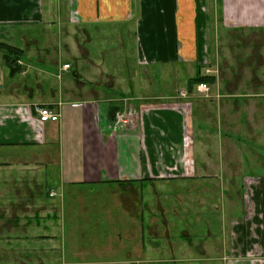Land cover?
Wrapping results in <instances>:
<instances>
[{
  "label": "crops",
  "instance_id": "crops-1",
  "mask_svg": "<svg viewBox=\"0 0 264 264\" xmlns=\"http://www.w3.org/2000/svg\"><path fill=\"white\" fill-rule=\"evenodd\" d=\"M223 31L264 36V0H0V225L2 195L23 189L21 206H62L46 216L62 235L96 237L80 263L264 264V40L248 75H207L208 36ZM126 74L139 91L118 104ZM119 105L136 117L127 128ZM38 106L59 121L40 122ZM157 185L170 206H148Z\"/></svg>",
  "mask_w": 264,
  "mask_h": 264
},
{
  "label": "rangeland",
  "instance_id": "rangeland-1",
  "mask_svg": "<svg viewBox=\"0 0 264 264\" xmlns=\"http://www.w3.org/2000/svg\"><path fill=\"white\" fill-rule=\"evenodd\" d=\"M220 20L216 21V25ZM221 22V26H222ZM33 30V29H31ZM16 31H22V28H16ZM34 28L32 33L37 37H41V32L36 31ZM45 36V34H44ZM53 36L51 34L46 35V39L49 42H52ZM70 42L75 41V37L73 34L67 35ZM66 37V38H67ZM209 37V48L210 49V64L211 67L208 68L205 74L214 75L216 74L219 77L230 78L231 75L235 73V71L242 73L243 75H248L249 72L252 71L249 69L251 65L254 66V43H258L264 40V36L259 37L253 34H245L242 33L240 35H230L223 31L222 34H212ZM263 38V39H262ZM57 43L62 44L63 35H56ZM64 41V40H63ZM55 43V44H57ZM65 43V41H64ZM55 47V45H54ZM56 50H58V46L56 45ZM61 46H59V49ZM16 50H18L16 48ZM19 51V50H18ZM6 53H11L7 50ZM52 53H56L57 55L63 54L66 55V50L55 51ZM20 57V56H19ZM66 58L71 59L72 56L67 54ZM127 75V74H126ZM119 79V80H118ZM118 80V81H117ZM137 84H134L131 77L129 78V74L126 76L124 80H121L116 75L115 82V95L114 98L116 100L119 99L118 104H121L120 98L122 97L120 91L123 88H130L127 91H134L135 94L139 90L134 89ZM209 85V84H208ZM143 87V86H142ZM110 95H112V91H108ZM186 98V97H183ZM204 98V97H202ZM205 100V99H201ZM128 109V110H127ZM123 108V105H119V108L116 109V120L115 124L117 127L124 126L123 128H127L131 120L136 117L132 113V108ZM119 112V113H118ZM125 113V114H124ZM124 114V116H123ZM124 120V121H122ZM214 184L219 183L218 180H213ZM151 187L148 186V189ZM89 193H96L99 191L100 187L93 188H85ZM23 190V189H21ZM21 190L13 189V194H4L2 195V206L4 209V219L2 221V225H0V264H85L87 262L80 263L79 260L74 259L78 257L76 253H80L82 251H91V244L96 245V243H92L91 240L96 239L91 234H88V240L86 242H79L80 239V229L74 228L76 230V235H73V229L69 230L68 234L62 235L64 230H62L61 221L59 219L52 220L47 219V214L52 216L53 213H58L62 216V206H44L43 204H38L36 206H21L27 199L32 200L28 194L25 196L22 194ZM50 197H55L54 193L49 195ZM135 196L132 193L131 198L133 199ZM226 196H223V200ZM239 198V196H237ZM120 203H122L121 195L119 196ZM218 201L219 195L214 196V200ZM119 200L117 199L114 203V206H119ZM147 204L148 206H170L171 205V194L170 188L168 185L159 186L157 185L156 191L154 194L147 195ZM79 208V207H78ZM75 213V212H73ZM40 216L41 224L38 226L36 224L35 216ZM80 214V211L77 213ZM117 214V212L115 213ZM68 218L71 219V216L68 215ZM28 219H30V223H28ZM76 219V218H75ZM187 220H193L191 217H187ZM12 220V222H11ZM33 220V221H32ZM72 220V219H71ZM54 222L56 225H54ZM76 223H80L79 220H74ZM119 222V221H118ZM1 224V223H0ZM72 224H70L71 226ZM48 228V229H47ZM89 228V227H87ZM116 228H121V223L116 224ZM65 240V241H64ZM66 242V243H65ZM64 243L66 248H64ZM111 246H117V248L122 245L118 243H109ZM103 245H106L104 243ZM108 246H103L101 249H106ZM64 249H66L64 256ZM68 256V257H67ZM71 257V258H70ZM86 261V260H85Z\"/></svg>",
  "mask_w": 264,
  "mask_h": 264
},
{
  "label": "built area",
  "instance_id": "built-area-1",
  "mask_svg": "<svg viewBox=\"0 0 264 264\" xmlns=\"http://www.w3.org/2000/svg\"><path fill=\"white\" fill-rule=\"evenodd\" d=\"M68 68V66H67ZM209 73V70H207ZM209 75V74H207ZM198 92H200L201 96L204 98H210L211 96V88L208 83L202 82L197 86ZM188 92L186 90L180 91V96L187 97ZM37 112L39 113V120L42 123H50V122H58L60 119V113L56 112L54 109L48 106H38ZM119 113V112H118ZM125 114V113H124ZM123 114V116H124ZM124 121V120H122Z\"/></svg>",
  "mask_w": 264,
  "mask_h": 264
},
{
  "label": "trees",
  "instance_id": "trees-1",
  "mask_svg": "<svg viewBox=\"0 0 264 264\" xmlns=\"http://www.w3.org/2000/svg\"><path fill=\"white\" fill-rule=\"evenodd\" d=\"M9 52V55L6 57V62H9V65L11 66L12 70L15 71L17 70L18 67H16V64H17V59L19 58L20 56V53L21 51L19 50H16L14 48H8ZM211 80L209 79V77L207 76H198L194 81H192L193 84H200L202 82H205V83H209ZM116 109H113V116H114V119H116Z\"/></svg>",
  "mask_w": 264,
  "mask_h": 264
}]
</instances>
